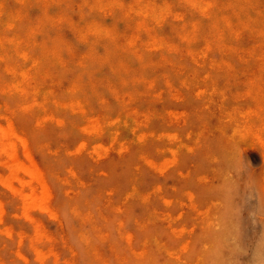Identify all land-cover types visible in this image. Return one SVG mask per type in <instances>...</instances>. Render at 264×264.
Instances as JSON below:
<instances>
[{"label":"rangeland","instance_id":"1","mask_svg":"<svg viewBox=\"0 0 264 264\" xmlns=\"http://www.w3.org/2000/svg\"><path fill=\"white\" fill-rule=\"evenodd\" d=\"M0 264H264V0H0Z\"/></svg>","mask_w":264,"mask_h":264}]
</instances>
